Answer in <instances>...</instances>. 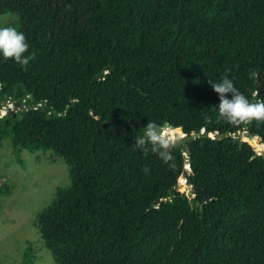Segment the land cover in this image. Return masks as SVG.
<instances>
[{
	"label": "trees",
	"instance_id": "obj_1",
	"mask_svg": "<svg viewBox=\"0 0 264 264\" xmlns=\"http://www.w3.org/2000/svg\"><path fill=\"white\" fill-rule=\"evenodd\" d=\"M3 15L35 59H0V107L19 108L0 144L23 166L22 151L51 152L71 179L37 217L55 264H264V156L237 136L264 154V121L220 118L209 83L229 74L264 101V0H0ZM148 121L191 154L135 151ZM186 165L189 195L173 191Z\"/></svg>",
	"mask_w": 264,
	"mask_h": 264
},
{
	"label": "rangeland",
	"instance_id": "obj_2",
	"mask_svg": "<svg viewBox=\"0 0 264 264\" xmlns=\"http://www.w3.org/2000/svg\"><path fill=\"white\" fill-rule=\"evenodd\" d=\"M17 21L16 16H0V26ZM9 111L17 112L19 108L3 103L0 116ZM237 136L242 141L248 139L246 133ZM186 141L183 137L178 144L185 146ZM20 156L24 166L16 159L8 141L0 144V186L9 190L8 196L0 197V264H22L29 245L35 254L33 264H55L42 245L37 217L51 205L58 189L70 185L69 170L51 152L22 151ZM181 192L189 195L190 187L184 185Z\"/></svg>",
	"mask_w": 264,
	"mask_h": 264
},
{
	"label": "clouds",
	"instance_id": "obj_3",
	"mask_svg": "<svg viewBox=\"0 0 264 264\" xmlns=\"http://www.w3.org/2000/svg\"><path fill=\"white\" fill-rule=\"evenodd\" d=\"M30 44L23 31L15 26H0V59L11 60L21 69L27 70L35 59L29 52ZM217 94L218 104L214 107L220 118L230 124L240 122L264 121V101L252 102L239 91L229 74L221 75L218 80H209ZM172 125L148 121L134 138L135 151L154 153L164 164L174 163L173 146L180 143L179 137L169 134ZM148 171L147 168L144 169Z\"/></svg>",
	"mask_w": 264,
	"mask_h": 264
},
{
	"label": "water",
	"instance_id": "obj_4",
	"mask_svg": "<svg viewBox=\"0 0 264 264\" xmlns=\"http://www.w3.org/2000/svg\"><path fill=\"white\" fill-rule=\"evenodd\" d=\"M3 103H5V102H3ZM15 107H17V105H15ZM92 114H93V113H92ZM3 116H5V115L2 114V115L0 116V118H2ZM171 130H177V129L172 128ZM179 130H180L181 133L183 134L182 130H181V129H179ZM204 131H205V132H208V131H209V128H208V127L205 128ZM240 133H246V134H247V131H246V130H242ZM203 134H204V133L202 132V133H201V136H203ZM183 135H184V134H183ZM229 136H230V135H229L228 133H225V134H223V135H219L218 133H215V134L209 135V137H211L212 139H219V140H223V139H225V138H227V137H229ZM184 137L187 138L186 135H184ZM257 139H258V141H259L260 143L262 142V140H261L260 138H257ZM188 140H189V141H193V140H194V137H188ZM247 140H248L247 143L252 147V145H251V143H250L251 139L248 138ZM244 142H246V141H244ZM175 145H176V144H175ZM262 145H263V144H262ZM263 146H264V145H263ZM183 152H186V153H185L186 156H189V155L191 154L190 149H189L187 146H185V147L183 148ZM261 155L264 156L263 153H262ZM190 173H191L190 167H189V165H186V166H185V171L183 172V175H182V178L185 180V185H186V186H189V185H190ZM182 188H183V185L180 184V183H178V186H177L173 191H178V192H180V193H184V192H181Z\"/></svg>",
	"mask_w": 264,
	"mask_h": 264
},
{
	"label": "bare ground",
	"instance_id": "obj_5",
	"mask_svg": "<svg viewBox=\"0 0 264 264\" xmlns=\"http://www.w3.org/2000/svg\"><path fill=\"white\" fill-rule=\"evenodd\" d=\"M173 131H177V130H173ZM180 133H181V131H179ZM176 133V132H175ZM182 134V133H181ZM246 141H248L247 139H245ZM251 142H252V144H253V146H254V148L256 149V147H255V142H254V140L253 139H251ZM257 150V149H256Z\"/></svg>",
	"mask_w": 264,
	"mask_h": 264
},
{
	"label": "built area",
	"instance_id": "obj_6",
	"mask_svg": "<svg viewBox=\"0 0 264 264\" xmlns=\"http://www.w3.org/2000/svg\"><path fill=\"white\" fill-rule=\"evenodd\" d=\"M9 104H12V103H9ZM13 105V104H12ZM14 107H15V105H14Z\"/></svg>",
	"mask_w": 264,
	"mask_h": 264
}]
</instances>
